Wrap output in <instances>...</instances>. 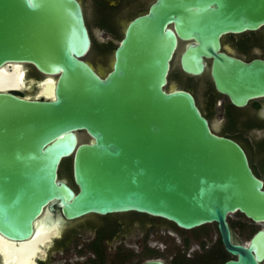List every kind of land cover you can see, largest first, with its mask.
Segmentation results:
<instances>
[{
  "label": "water",
  "instance_id": "obj_1",
  "mask_svg": "<svg viewBox=\"0 0 264 264\" xmlns=\"http://www.w3.org/2000/svg\"><path fill=\"white\" fill-rule=\"evenodd\" d=\"M263 28L264 0H152L126 24L102 75L83 60L91 41L78 0H0V68L28 63L53 80L46 99L0 93V233L26 238L58 201L70 220L137 213L183 230L216 224L235 258L223 264H262L264 230L233 244L227 218L264 223L263 182L194 97L168 84L178 42H192L180 72L208 74L237 108L262 102L264 119V60L244 62L220 46L225 35ZM70 157L77 193L57 175Z\"/></svg>",
  "mask_w": 264,
  "mask_h": 264
},
{
  "label": "flooded vegetation",
  "instance_id": "obj_2",
  "mask_svg": "<svg viewBox=\"0 0 264 264\" xmlns=\"http://www.w3.org/2000/svg\"><path fill=\"white\" fill-rule=\"evenodd\" d=\"M78 1L91 41L90 49L83 60L101 74L93 66L90 57L96 55L99 59L103 58L106 65L111 61L109 64L111 67L114 51L123 38L126 24L146 12L152 1ZM89 14L95 18V21L93 19L94 30L91 29L88 20ZM99 31L104 33L105 39L98 34ZM121 32L122 36L119 39ZM261 40L262 38L258 37V31L244 32L238 35L228 34L220 40L221 52L244 62L255 59L264 60V56L258 53V47L262 48L258 46V43L262 44ZM189 43L192 42H178L174 59L180 48L183 47L182 50H184ZM210 62L208 60L207 64L209 65ZM0 72L1 94H9L27 100H38L39 96L46 99L52 95V90L48 91L49 88L43 87L50 76L40 73L31 64L7 63L0 68ZM178 72L185 77L199 78ZM203 76L206 77V81L200 84L203 86L207 98L205 109L199 103L195 92L190 88L172 85L170 78L168 86L172 85L187 91L194 97L198 109L207 119L212 131L234 140L243 148L252 172L264 184V155L261 154L262 157L259 154L264 148V138H258V131L264 126L261 127L258 124L259 119H263L260 116L263 103L253 100L246 106L237 108L230 103L226 96L220 95L214 90L208 74L205 73ZM2 80L5 84L1 83ZM215 114L222 116L226 130L245 133L248 140L260 148H258L257 162L258 168L262 169L261 173H257L255 170L254 160L249 156L241 138L216 130L217 127L211 122ZM77 135L80 143L90 142L86 133L80 132ZM57 175L59 181L65 182L74 193L78 192L72 178V157L64 159L60 163ZM231 216L227 218V221L232 243L242 244L237 241L234 233L235 226L229 221H239L237 226L240 227L242 221L251 222L252 220L240 213ZM254 224L251 222L249 227L251 228ZM262 224L264 223H258L259 226ZM207 225L211 224L192 230H183L171 222L137 213L105 216L90 214L70 220L64 217L57 201L43 208L41 214L33 220L31 233L26 238L12 239L0 233V264H144L149 261H159L162 264H223L229 259H235L224 249L216 224L214 225L217 239L206 238L210 233L205 228ZM259 230L264 229L259 227L255 233ZM186 232H192L191 236H187ZM262 264H264V260Z\"/></svg>",
  "mask_w": 264,
  "mask_h": 264
},
{
  "label": "rangeland",
  "instance_id": "obj_3",
  "mask_svg": "<svg viewBox=\"0 0 264 264\" xmlns=\"http://www.w3.org/2000/svg\"><path fill=\"white\" fill-rule=\"evenodd\" d=\"M84 1V0H83ZM152 1V0H151ZM86 4V2H85ZM95 21V18H93V16H91L89 14L88 16V20H89V23H90V26H91V29L94 30V21ZM93 21V22H92ZM264 28L261 29L260 31H258V37L262 38L261 43H258V46H261L262 48L258 47V53L261 54L262 56H264ZM260 33V34H259ZM99 35H101V37H103L105 39V35L102 31H99L98 32ZM122 36V32L120 33V36H119V39L121 38ZM119 39L117 40V42L119 41ZM183 47L180 48V50L178 51L177 53V56L176 58L173 60V63H172V66H171V72H170V82L172 85H175V86H181V87H186V88H190L193 92H195L196 96L198 97V100H199V103L202 105V107L205 109L206 108V95L204 93V88L203 86L200 84V83H205L206 81V77L205 76H202V77H199V78H189V77H185V76H182L181 74H179L178 71L179 70V63H178V57L182 51ZM112 52V50H111ZM90 61L93 63V66L102 74V75H105L109 69H110V66L109 64L111 63V61L109 62L108 65H106L105 63V60H103V58H98L96 55L90 57ZM202 83V84H203ZM260 121H258V124L262 127L264 125V119H259ZM212 124L215 125L217 128L216 130L220 133H229L230 135L232 134L233 136H236V137H239L243 140L247 150H248V153H249V156L251 157L252 160H254V167H255V170L258 172H262V169L261 168H258V146L252 142L251 140H248L247 136L245 133H240L238 131H228L225 129V126L223 125V118L221 115L219 114H215L213 117H212V120H211ZM258 138H264V126L263 128L258 131ZM250 141V142H249ZM260 149V148H259ZM260 155H264V148L261 150V152L259 153ZM261 155V156H262ZM263 157V156H262ZM233 217V215L231 216ZM229 223L231 224H234V233H235V236H236V239L239 243H242V244H246L249 242V240L251 239V237L253 236V234L255 233V231L261 227L262 229H264V224L262 225H258V224H254L252 225V227L250 228L249 227V224H251V222L249 221H242V226L238 227L237 224L239 223V221H229ZM206 230L209 233V236L206 237L207 239H210L212 238L213 240H216L217 239V234H216V229H215V225L214 224H211V225H207L205 226ZM191 233L192 232H186L185 234L187 236H191ZM205 238V239H206ZM199 245H201L199 243ZM227 258H229V256H227Z\"/></svg>",
  "mask_w": 264,
  "mask_h": 264
},
{
  "label": "bare ground",
  "instance_id": "obj_4",
  "mask_svg": "<svg viewBox=\"0 0 264 264\" xmlns=\"http://www.w3.org/2000/svg\"><path fill=\"white\" fill-rule=\"evenodd\" d=\"M15 70V69H14ZM19 70V69H18ZM1 73V72H0ZM14 74V73H13ZM1 76V75H0ZM4 76V75H3ZM13 78V77H12ZM19 78V77H18ZM18 78H17V80H18ZM4 79V78H3ZM11 80V79H10ZM6 81V80H5ZM3 82V80L1 81V83ZM4 83V82H3ZM19 83V82H18ZM5 84V83H4ZM2 85V84H1ZM0 85V86H1ZM2 87V86H1ZM43 87H47V88H49L48 89V91H50V90H53V80L50 78V79H47L46 81H45V83L43 84ZM49 94V93H48ZM52 96V95H51ZM41 97V96H40Z\"/></svg>",
  "mask_w": 264,
  "mask_h": 264
}]
</instances>
